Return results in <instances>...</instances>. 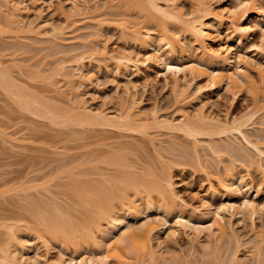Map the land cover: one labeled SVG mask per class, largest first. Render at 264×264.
Masks as SVG:
<instances>
[{
    "label": "rangeland",
    "instance_id": "rangeland-1",
    "mask_svg": "<svg viewBox=\"0 0 264 264\" xmlns=\"http://www.w3.org/2000/svg\"><path fill=\"white\" fill-rule=\"evenodd\" d=\"M119 1L0 0V75L5 73L9 78L0 81V264H13L2 259L8 250L15 253L19 264H32L27 257L37 259L39 264H67L71 258L80 261L95 257V253L85 251L76 254L58 242L50 241L45 246L43 240L50 239L39 224L55 219L57 212L60 219L64 216L79 222L75 219L79 205L72 195L79 187L101 182L103 190L117 192V185L110 180L119 174L113 170L119 166H108L103 160H119L128 174L159 185L170 178L176 202L184 204L178 211L192 220L175 237L165 231L154 235L153 248L158 252L155 262L147 255L131 256L127 243H122L126 264H264V211L239 218L232 215L233 209L228 210L221 221L225 227L222 235L215 219L223 201L211 195L219 191V175L234 162L246 183L259 189L256 200L255 190L250 198L241 190L237 204L243 207L244 201L251 199L263 205L264 178L259 164L264 166V157L259 163L256 152L238 134L194 139L173 130V124H179L183 115L193 119L205 116L222 123L243 119L253 108L248 85L242 84L241 95L230 92L228 83L221 89L207 90L206 79L192 80L186 71L174 77L151 62L140 72H119L104 59L106 53L111 56L130 50L135 56L144 54L116 25L123 18L116 15ZM200 1L210 5L216 15L205 21L215 35L220 19L227 21V10L238 0ZM196 6L197 0H183L181 9L188 17ZM252 19L248 22L256 30L243 45L232 37L229 25L218 40L233 48L237 60L231 72L245 69L250 77L247 80L260 86L264 29L257 26L264 27V16ZM131 22L126 25L131 27ZM181 41L186 56L181 54L178 59L188 65L185 59L192 56L197 45L191 36H182ZM209 48L218 50L216 43ZM63 73L76 74L73 82H66ZM18 94L23 103H32V110L18 100ZM84 111L109 118L129 113L138 122L147 123L158 118L169 126H151L148 132L144 129L148 134L142 131L145 136L118 127L102 133L78 122ZM245 119L248 121L243 130L248 139L264 148V110ZM209 146L217 153H212ZM179 212L169 215L157 208L139 222H130L118 236L149 220L162 225L167 219L174 229ZM9 226L18 240L8 233ZM15 242L30 248L29 254L15 247ZM98 253L105 257L107 252L102 249ZM117 262L112 259L106 264Z\"/></svg>",
    "mask_w": 264,
    "mask_h": 264
},
{
    "label": "bare ground",
    "instance_id": "bare-ground-1",
    "mask_svg": "<svg viewBox=\"0 0 264 264\" xmlns=\"http://www.w3.org/2000/svg\"><path fill=\"white\" fill-rule=\"evenodd\" d=\"M204 2L197 0L195 12L193 11L194 13L192 12L186 17L185 12L181 9L183 0H120L116 15L122 16L124 19H119L116 25L121 29L122 35L133 43L134 47H137V50H140L144 54L136 53L135 56L128 50V52L130 51L131 53L123 51L115 55L111 54L110 56L105 52L106 54L103 53V55L105 54L104 59L113 63L114 67L119 72H123L124 75H128L132 69L140 72L141 69L147 67L150 62L166 70L174 77L186 71V73H190L192 80L198 78L206 79L208 81V84L205 86L207 90H218L228 83L229 91L234 92L233 94L235 95L241 93L243 89L242 84L246 82L248 85L247 88H249L248 93L251 95L253 108L251 112L244 115L243 119H236L231 123H222L205 116H201L199 119H193L191 116L183 115L179 124H173V130L178 129L185 134V136L194 139L205 136L212 138L215 135L227 136L238 134L246 144L256 152V156L260 158L258 161L261 163V161H263L261 157H264V148H260L259 144L253 143L248 139L243 128L248 121L245 118L264 110V103H261V101L264 102V75L260 74L261 85L257 86L252 79L247 80L248 76L243 72L245 71L244 68L243 71L239 69L236 72H231L232 68H235L237 60L232 51L233 48L226 46L222 43V40L218 39L226 25L230 26L232 37L236 38L238 45L241 46L243 42L252 39L256 28L252 27L248 21L253 20L252 16H264V0H238L234 3L233 7H229L230 9L227 10V21H223V18L220 19L222 21H220L218 27L214 29L215 35L211 33L212 29L205 21L216 15L213 13L214 11L211 6ZM14 10L16 11V9ZM128 20L131 22L130 24H133L131 27L126 25L129 23ZM125 21L128 23H125ZM257 28L264 29L261 25H258ZM153 35H156L157 38H153ZM182 36H191L194 44L197 45L196 49L193 50L192 56L189 55L185 59L188 65L182 61L180 62V59H178L181 54V57L186 56L181 41ZM213 43L217 44L218 50L209 48ZM147 51H150V54L146 53ZM80 58H78L79 63L83 60V57L81 58L82 60ZM240 58L241 56H239V59ZM61 68V70H65V68ZM3 74L0 75V81L8 80V75L5 73ZM62 75L68 79V81H66L68 83L71 81L73 82L76 76L74 73H63ZM19 97L20 95L17 97L18 100H21L23 103L22 96L20 99ZM23 104H27L25 106H30L29 108L34 107L32 103H27V101ZM40 112L38 111V113ZM49 112V114L52 115L51 111ZM79 117V121H77L80 124L82 122L88 125V128L92 127L90 129L93 131L102 133L108 130V128L112 129L118 127L131 132H138V134L141 133V135L145 136L149 127L150 129L153 128L151 126H169L167 121L159 122V120H157L158 118L154 119V123H147L146 120H143L144 122H138L129 113L120 115L116 118H109L102 113L92 114L90 111H84V114H81ZM95 127L97 128L94 129ZM144 129H147V132ZM208 149L212 153H217V150L210 146ZM103 161L108 166L113 167L114 165H118L121 167L113 168V170L117 171L119 174L117 177L111 178L110 180L113 181L115 186L117 185L118 191L115 192L110 188H104L103 190L104 185L101 182H96L94 187L92 184L93 182L90 183V181V185L87 188L82 186L84 188L79 187V189H77L78 191L75 189L77 192L74 190L75 193L73 192L72 195L75 196V203L79 205L78 210L76 209L78 217L76 216L75 218L79 222H74L72 218L65 217V219L64 216L60 219L61 214L59 213L60 217H58L59 214L57 212L55 214V219L44 220L42 221L43 224L41 222V224H39L41 226L40 228H42L41 230H45H43L45 236H48L50 240L47 242L43 240V235L38 236V238L42 239L44 241L43 244L47 247L50 241H53V243L58 242L61 244L62 246H60L63 248L74 249L76 254L84 251L96 254L95 257L90 255L92 257H84L80 261H77L75 258H68L67 264H106L108 260L112 259H117V264H126V258L122 255V243L124 242L127 243V248L130 251L128 252L132 254L131 256L139 258L140 256L143 257L147 255L150 257L149 260L155 262L158 260V252L153 248L154 235H159L165 231V233L171 232V235L175 237L180 231V228H186V223L192 221L191 219H186L185 216L180 213L184 204L176 202L172 180L169 178L165 185H159L154 181L151 182L145 178L139 179L137 176L131 175V173L128 174V172L124 171L122 168L123 165L119 160ZM252 162L254 163V161ZM233 163L234 162H232L230 167L225 168L224 174L219 175V191L215 192V190L211 194L212 196H218V200L223 201V205L220 207L221 209L219 208L220 210L217 211V218L215 219L217 230L222 235L225 231V227L221 221L224 219L223 215L227 214L228 210L233 209L234 213H232V215L235 217L238 216L239 218H243L244 214H251L252 216L260 215L261 212L264 211V204L257 205L251 199H246L243 203V207L237 204V195L241 190H243L246 197L248 196L249 198L256 190L253 186H249L246 183L245 177L241 174V170L236 165L233 166ZM263 168L264 166L262 167V165L259 164V170L264 178ZM98 183L101 185L98 186ZM101 186L103 187L101 188ZM167 191L170 193L168 194ZM258 195L259 189L255 192L254 200L258 198ZM167 198L170 200L167 201ZM157 208H160L169 215H171V213H177L179 212L178 210H180V215L178 216L174 229H171L167 219H165L166 221L162 225H157L155 221L149 220L148 222H143L140 228H128L129 230H126L127 233L118 236L119 231L130 222H139L138 220H140V218L145 217ZM117 209L119 211H117ZM37 222L36 224H38ZM214 227L215 226H213V228ZM9 232L14 233L13 227L9 226L8 233ZM12 233L10 236L18 240V238H16L17 235H15L16 233H14V237ZM15 247L27 250L28 254L31 250L24 244H17V242H15ZM102 249L107 252L106 255H104L105 257H102V254L98 253L99 250L101 251ZM5 252L4 254L6 255L2 258L3 261L6 260L5 263L19 264V259L17 260L15 255H13L15 253L9 250ZM37 255L39 256L38 253ZM27 258L26 260H31L32 264H39L37 259H32V257Z\"/></svg>",
    "mask_w": 264,
    "mask_h": 264
}]
</instances>
